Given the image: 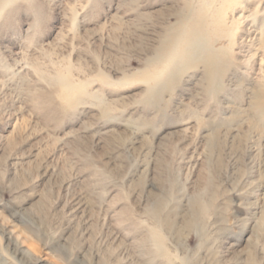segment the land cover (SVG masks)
I'll return each instance as SVG.
<instances>
[{
	"label": "rangeland",
	"instance_id": "rangeland-1",
	"mask_svg": "<svg viewBox=\"0 0 264 264\" xmlns=\"http://www.w3.org/2000/svg\"><path fill=\"white\" fill-rule=\"evenodd\" d=\"M0 264H264V0H0Z\"/></svg>",
	"mask_w": 264,
	"mask_h": 264
},
{
	"label": "bare ground",
	"instance_id": "bare-ground-1",
	"mask_svg": "<svg viewBox=\"0 0 264 264\" xmlns=\"http://www.w3.org/2000/svg\"><path fill=\"white\" fill-rule=\"evenodd\" d=\"M196 44V43H195Z\"/></svg>",
	"mask_w": 264,
	"mask_h": 264
}]
</instances>
